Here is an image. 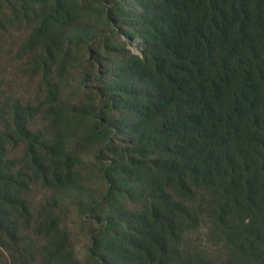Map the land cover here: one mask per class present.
I'll return each mask as SVG.
<instances>
[{"label":"trees","instance_id":"trees-1","mask_svg":"<svg viewBox=\"0 0 264 264\" xmlns=\"http://www.w3.org/2000/svg\"><path fill=\"white\" fill-rule=\"evenodd\" d=\"M23 1L38 19L32 39L52 61L65 45L89 38L94 15L112 29L94 35V42L102 36L113 44L123 36L126 43L139 37L143 51L135 55L124 42L117 49L108 45L107 56L93 62L97 53L91 41L77 53L82 58L87 53L95 68L87 71L84 83L93 78L96 97L106 104L56 113L60 122L81 112L87 134L73 150L56 144L54 159L42 135L28 128L29 110L16 104L10 131L0 133V238L17 245L11 212H26L21 197L37 169L49 175L45 180L54 187L73 184L76 148L103 139L106 131L127 142L101 149L103 155L110 153L109 163L100 168L109 188L87 213L97 214L105 203L125 198V184L142 208L128 213L126 228L124 214L98 215L101 228L93 233L89 254L99 264H170L179 225L190 220L184 200L197 188L225 189L224 213L244 204L253 209L258 197L264 198V0ZM102 124L105 131L99 129ZM15 140L25 145L36 175L16 174V162L6 160L7 145ZM244 235L245 256L260 264L264 218L251 221ZM68 240L64 236L58 244L56 253L64 247L66 253L58 264H69Z\"/></svg>","mask_w":264,"mask_h":264},{"label":"rangeland","instance_id":"rangeland-1","mask_svg":"<svg viewBox=\"0 0 264 264\" xmlns=\"http://www.w3.org/2000/svg\"><path fill=\"white\" fill-rule=\"evenodd\" d=\"M23 4V0H0V133L10 131L16 104L20 102L30 113L26 114L28 128L42 135L47 154L54 159L51 148L56 150V144L63 143L67 150H73L87 134L84 129L87 124L81 112L76 121L64 117L66 120L60 122L56 120V113L73 109L76 105L85 108L97 101L102 108L105 107L106 102L96 97V81L91 78L89 83H84L87 71H95V68L92 69L91 61L87 62V53L83 58L77 53L88 47L94 35H108L112 29L94 15L89 23L92 26L89 38L79 45L77 39L65 45L62 54L52 61L42 44L32 39L38 19L34 13H28ZM37 6L40 8L42 4ZM84 17L85 13H82L79 19ZM106 40V36H102L92 42L97 53L91 58L93 62L107 56L108 45L117 49L122 42L126 43L124 36L119 42L115 40L116 45L106 43ZM126 44L133 54L141 55L143 43L139 37ZM78 124L83 128H78ZM99 129L105 131V125ZM107 133L103 139L93 138V143L86 141L76 148L78 155L73 159V169L78 177L73 184L54 187L51 180H45L49 175L44 176L43 171L37 169L38 176L33 177L28 193L21 197L27 204L26 212H11L10 219L18 229L17 245L0 238V264H58L66 253L65 247L56 253L57 247L67 235L69 264H99L89 254L93 233L101 228L96 221L98 215L102 214L104 218L111 213L124 214L122 228H126L128 213L142 208L132 199L133 194L128 193L133 192L131 185L125 184V198L105 203L97 214L87 213L89 204L101 201L109 188L100 168L109 163L110 153L103 155L101 149L111 142L121 147L127 142L126 137ZM27 155L22 142L15 140L7 145L5 157L16 162L14 173L22 171L36 175L30 170L32 163ZM220 190L218 187L216 190V185L202 186L184 200L190 211V220L179 225L178 240L171 245L170 264H258L254 257L245 256L242 247L247 240L244 235L246 226L254 220L262 222L264 218V198L259 196L253 209L244 204L224 213L221 200L225 189ZM260 261L264 264V254Z\"/></svg>","mask_w":264,"mask_h":264}]
</instances>
